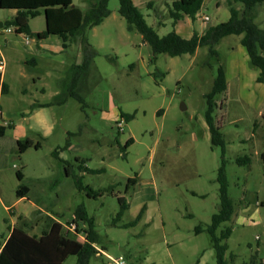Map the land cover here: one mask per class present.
Returning <instances> with one entry per match:
<instances>
[{
	"label": "rangeland",
	"instance_id": "obj_1",
	"mask_svg": "<svg viewBox=\"0 0 264 264\" xmlns=\"http://www.w3.org/2000/svg\"><path fill=\"white\" fill-rule=\"evenodd\" d=\"M133 1L161 36L175 31L190 39L202 27V16L209 17L208 28L231 15L227 0H205L195 21L185 16L174 22L169 16L172 0ZM96 2L74 0L84 11ZM119 6L118 0H110L111 14L87 31L97 54L92 67L80 75H85V89H75L82 101L64 85L76 64V44L59 52L40 48L48 57L39 51L32 55L29 48L37 44L35 39L17 33L13 26V32L1 28L8 91L0 97V123L6 126L0 135V242L20 217L37 223L31 233L40 234L50 214L74 234L70 228L75 210L83 206L95 218L101 245L107 248L101 251L103 255L92 257L90 264H113L110 257L120 256L127 264H217L210 235L196 233L195 227L209 224L219 208L216 178L221 153L211 147L205 116L206 95L223 67L228 89L217 95L215 115L224 134L235 212L218 233L232 227L228 259L232 253L237 264L249 263L253 255L258 263L264 262V204L256 202L264 201L260 157L264 152V83L257 81L259 69L241 43L243 34L200 46L193 54H154L139 31L129 30ZM39 10L29 19L37 31L46 29L45 11ZM15 13L0 7V21L12 19ZM256 14L255 22L264 28V3ZM38 103L44 106L38 108ZM110 107L117 117L107 112ZM119 110L134 115L125 120L122 131L117 126ZM10 123L25 127L27 137L40 141V147L20 152ZM131 137L134 142L124 155L120 147ZM68 141L75 146L71 152L65 148ZM59 149H63L61 158L71 165L70 175L66 161L55 155ZM245 155L252 159L250 166L236 162ZM18 170L24 173L22 180ZM134 177L137 183L127 190L128 180ZM77 180L100 190V195H89L85 187L76 186ZM21 183L30 186V199L17 203ZM119 197L126 198L128 208L115 225ZM38 198L46 210L39 216ZM139 215L136 224L124 226ZM64 264H77V256H69Z\"/></svg>",
	"mask_w": 264,
	"mask_h": 264
},
{
	"label": "trees",
	"instance_id": "obj_2",
	"mask_svg": "<svg viewBox=\"0 0 264 264\" xmlns=\"http://www.w3.org/2000/svg\"><path fill=\"white\" fill-rule=\"evenodd\" d=\"M94 6L83 10L74 5L73 0H0V7L7 9H16L17 14L10 20L4 21V27H14L17 33H25L32 38H46L50 35H59L63 39L64 47L70 46L77 34H82V46L84 61L76 67L77 70L90 69L93 58L97 51L89 42L87 31L95 26L100 25L106 17L111 14L109 8L110 0H96ZM119 13L126 19L129 30H137L143 40L152 47L154 54L166 53L171 56L182 54H193L197 48L204 45L217 44L224 37L231 34H243L241 39L242 45L246 48L249 57L259 69L257 81L264 83V28L255 22L256 8L264 3V0H227L230 7V18L217 25L209 26L205 33L200 35L194 33L190 39H185L177 32L171 31L166 35H159L157 30L150 26L144 17L140 8L133 0H118ZM205 0H172L169 6V16L178 22L185 16L195 20L196 14L202 9ZM238 3L241 7L234 6ZM148 5H152L149 2ZM40 8L45 11L46 29L40 32H33L29 25V19L40 13ZM216 50L212 48V53ZM228 89L226 73L223 67L218 69L217 76L214 80L213 88L206 95L207 111L206 123L211 135V147L220 149L221 158L220 166L217 171V182L219 184V208L212 215L211 222L195 227L196 233L207 232L211 237V244L215 250L217 264H237L234 261V255L231 253L227 257L228 244L227 239L232 234V227H226L219 233L220 226L231 220L235 205L229 195V180L226 170L227 160L225 158L226 145L221 125L218 124L215 112L219 106L216 101L218 94ZM75 95L78 100L82 97ZM120 118L129 121L134 117L133 114L120 111ZM264 117V115H263ZM2 128V129H1ZM4 126H0V135H3ZM134 139L131 137L121 151L126 155L128 147L133 144ZM69 141L65 148H68ZM35 146L38 148L40 143H35L31 139L19 140L18 147L20 152ZM264 164V152L260 155ZM252 159L250 156H239L236 158L237 164L249 165ZM85 171H95L81 166ZM19 180L23 179V172L17 171ZM137 183V178H130L127 184V190L130 186ZM76 186L85 187L89 195L95 193L100 195V190H94L90 186H83L78 180ZM106 190V189H105ZM29 192V186L21 183L17 189V196L22 197ZM120 209L114 220L117 225L128 208L125 197H119ZM40 212L38 213V216ZM73 221L76 223L78 233H84V239L76 234H70L65 230L61 221L55 220L50 215H46L43 220V226L40 234L31 233L30 230L37 223L34 219L19 218V223L11 228L9 237L0 243V264H64L69 256H77V264H90L92 257L103 255L102 250L106 246L102 243V238L96 229L95 218L90 216L86 208L80 206L76 208ZM141 215L124 226H132L139 221ZM41 221V219H38ZM101 247V250L98 249ZM196 264H199L196 263ZM240 264H262L258 263L257 256L253 255L249 263Z\"/></svg>",
	"mask_w": 264,
	"mask_h": 264
},
{
	"label": "crops",
	"instance_id": "obj_3",
	"mask_svg": "<svg viewBox=\"0 0 264 264\" xmlns=\"http://www.w3.org/2000/svg\"><path fill=\"white\" fill-rule=\"evenodd\" d=\"M73 2H74V0H73ZM205 2V1H204ZM74 5H76V4H74ZM204 5V4H203ZM79 7V6H78ZM88 8H90V7H88ZM87 8V9H88ZM15 10V16H16V14H17V10L16 9H14ZM14 16V17H15ZM205 16H207V15H205ZM193 21H195V20H193ZM209 21V20H208ZM208 21H205L204 20V16H202L201 17V22H202V27L199 29V31H197L198 32V34H200V35H202V34H204L205 33V31H206V27H205V24H206V22H208ZM3 22V27L2 28H4V30L6 31V29L7 28H5L4 27V21H2ZM29 25H30V23H29ZM31 26V25H30ZM31 28V30L33 31V32H40V31H37V30H35V28L34 27H30ZM204 28V29H203ZM1 30V29H0ZM205 30V31H204ZM41 31H43V30H41ZM13 32V31H12ZM195 33V32H194ZM20 34H24L25 36H28V35H26L25 33H20ZM32 38V37H31ZM82 34H77L75 37H74V41L72 42V43H74V44H76L77 46H78V53H77V56H76V64L74 65H72V73H71V76L69 77V79H68V81L64 84L65 86H69V90L71 91V93H76L75 92V89H77L78 91H82L83 89H85V85H86V81H85V75H83L82 77H80V75L82 74V71H84V70H82V69H79V70H77L76 69V67L78 66V65H81L82 63H83V61H84V53H83V46H82ZM32 39H35L36 40V45L35 46H32V47H30L29 48V50L31 51L30 53H33L32 55H35L36 53H38V51L40 52V54L42 55H44V56H47L48 57V53L47 52H44V51H40V48H42V49H44V50H51L52 52L54 51H57V52H59V51H62V49L63 48H66V47H64V43H63V39H62V37H60L59 35H50V36H48V37H46V38H40V39H37V38H32ZM30 43V41H29V39H28V37H26V44H29ZM71 43V44H72ZM146 43V42H145ZM93 46V45H92ZM69 47V46H68ZM49 48V49H48ZM0 54L1 55H3L2 54V51H1V49H0ZM4 57V56H3ZM34 63H35V61H33ZM92 64H93V62L91 63V67H92ZM5 71V70H4ZM3 71V72H4ZM3 72H1L0 71V97H1V95L3 94V93H6L7 91H8V85L6 84V82L4 81V78H3ZM73 76V79L71 80V84H69V82H70V78ZM42 106H44V104H42V103H38L37 104V107L38 108H42ZM113 109V107H110V109H108L107 110V112L108 113H112V114H114V116L115 117H117L118 116V114H117V112H112L111 110ZM35 111H38V110H35ZM120 111L121 110H119V117H121L120 116ZM0 117L1 118H3V112H2V106H1V104H0ZM0 126H4L5 127V130H4V133H3V135L5 134V132H6V126L4 125V124H1L0 123ZM9 126L11 127V128H13L14 129V131H15V133H16V135H15V137H16V139H17V143H18V141L19 140H22V139H31V140H33L35 143H40V141H35L33 138H31V137H27V134H26V131H25V127H23V126H20V125H17V124H14V123H10L9 124ZM2 129V128H1ZM24 139V140H25ZM40 145H41V143H40ZM32 147H35V146H32ZM40 147V146H39ZM36 148V147H35ZM75 149V146H73L71 143L69 144V146H68V148L66 149L67 151H69V152H71V151H73ZM63 149H59V152H58V150H56L55 151V155L56 156H58L60 159H62L61 157V153L60 152H63L62 151ZM77 159L78 160H80V157L78 156L77 157ZM63 161H66V164L68 165L67 166V168H66V171H67V173H68V175H70L71 174V172H72V170H71V165L70 164H68V161L67 160H65V158H63L62 159ZM62 160H60V161H62ZM62 161V162H63ZM81 161H79V163H80ZM83 163V162H82ZM251 165V163L249 164V166ZM70 173V174H69ZM23 178H24V173H23ZM30 191H31V188H30V186H29V192L26 194V195H24V196H22V197H18V200H17V203L18 202H20L22 199H25V198H29L28 197V195H29V193H30ZM30 199V198H29ZM256 202L257 203H259V204H261V205H263L264 204V201H262V202H259L258 201V199L256 200ZM36 205H37V207H38V209H39V212H46V210H45V208H44V206H43V204L41 203V200L38 198L37 200H36ZM11 208V206H6V209H10ZM48 213V212H47ZM50 215V214H49ZM51 217H53L55 220H58V221H61L59 218H57V217H55V216H53V215H50ZM26 219V218H25ZM61 222H63V221H61ZM17 224H18V222H17ZM36 225L37 224H35L34 226H33V228L32 229H34V227H36ZM11 228H13V226H9V233H8V235L4 238V240L2 241V242H4L8 237H9V235H10V233H11ZM31 229V230H32ZM31 230H30V232H31ZM233 232V231H232ZM1 243V242H0ZM0 249H1V247H0ZM102 251H104V250H102ZM105 252V251H104ZM234 255V254H233ZM111 264V263H110ZM262 264H264V262H262Z\"/></svg>",
	"mask_w": 264,
	"mask_h": 264
},
{
	"label": "built area",
	"instance_id": "obj_4",
	"mask_svg": "<svg viewBox=\"0 0 264 264\" xmlns=\"http://www.w3.org/2000/svg\"><path fill=\"white\" fill-rule=\"evenodd\" d=\"M204 20L208 21L209 17L208 16H204ZM7 32H12L13 29L11 27L6 29ZM6 68V63H5V58L3 57V55L0 54V71L3 72ZM124 122L125 120L123 118H120V120L117 121V126L119 128L120 131L123 130L124 127ZM72 230V232L74 234H76L78 237L84 239V234L82 235V233H78L76 230V223L74 222V224L71 226L70 228ZM111 261L113 264H127L126 260L124 259L123 256H120L119 258H113L110 257Z\"/></svg>",
	"mask_w": 264,
	"mask_h": 264
},
{
	"label": "water",
	"instance_id": "obj_5",
	"mask_svg": "<svg viewBox=\"0 0 264 264\" xmlns=\"http://www.w3.org/2000/svg\"><path fill=\"white\" fill-rule=\"evenodd\" d=\"M3 27V22L0 21V29Z\"/></svg>",
	"mask_w": 264,
	"mask_h": 264
}]
</instances>
